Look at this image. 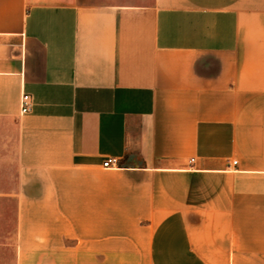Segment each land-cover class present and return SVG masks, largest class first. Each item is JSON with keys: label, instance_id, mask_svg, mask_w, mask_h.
<instances>
[{"label": "crops", "instance_id": "0c3cea01", "mask_svg": "<svg viewBox=\"0 0 264 264\" xmlns=\"http://www.w3.org/2000/svg\"><path fill=\"white\" fill-rule=\"evenodd\" d=\"M0 264H264V0H0Z\"/></svg>", "mask_w": 264, "mask_h": 264}, {"label": "built area", "instance_id": "2783aa9c", "mask_svg": "<svg viewBox=\"0 0 264 264\" xmlns=\"http://www.w3.org/2000/svg\"><path fill=\"white\" fill-rule=\"evenodd\" d=\"M31 108V96L29 93L27 92H23L20 96V100H19V111L21 113L27 112L28 110H30ZM191 160H193V158H191ZM234 163L236 162V160L233 161ZM103 165L107 166V165H116V159L113 157H107L104 161H103Z\"/></svg>", "mask_w": 264, "mask_h": 264}]
</instances>
